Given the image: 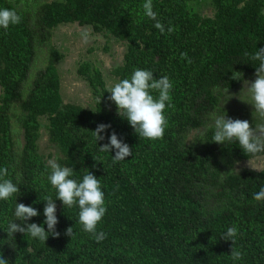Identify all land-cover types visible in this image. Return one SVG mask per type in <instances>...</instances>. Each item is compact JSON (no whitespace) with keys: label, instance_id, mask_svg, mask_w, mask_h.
Returning <instances> with one entry per match:
<instances>
[{"label":"trees","instance_id":"trees-1","mask_svg":"<svg viewBox=\"0 0 264 264\" xmlns=\"http://www.w3.org/2000/svg\"><path fill=\"white\" fill-rule=\"evenodd\" d=\"M37 1L0 0V8L22 17L0 28V168L7 167V178L20 188L0 201V253L9 264H264V201L253 199L264 187V172L237 174L233 169L249 161L238 142L212 141L214 116L238 118L222 106L223 92L237 86L232 71L255 74L258 62L251 56L264 47V0H152L164 33L144 15V0ZM199 1H210L212 16L190 9ZM68 24L125 44L122 65L111 71L117 80L135 68L169 77L173 106L165 110L162 139L139 138L109 108L103 74L89 61L76 67V75L90 88L94 108L64 103L57 70L64 55L52 38ZM39 50L43 63L33 73ZM41 120L61 154L58 163L72 168L74 179L88 170L101 181L107 208L97 226L106 233L101 242L83 231L78 207L64 208L58 199V237L44 243L21 233L7 236L16 202L36 208L39 215L28 223L43 225V199L56 198L38 151ZM99 124L111 127L96 141L92 131ZM113 131L132 150L115 163V149L99 150ZM233 225L234 247L243 253L238 261L230 256L232 241L221 239Z\"/></svg>","mask_w":264,"mask_h":264},{"label":"clouds","instance_id":"clouds-1","mask_svg":"<svg viewBox=\"0 0 264 264\" xmlns=\"http://www.w3.org/2000/svg\"><path fill=\"white\" fill-rule=\"evenodd\" d=\"M142 8L144 15L156 21L155 27L164 33V26L157 20V13L153 11L152 0H144ZM21 20V15L15 9L0 8V28L7 30L10 26L19 24ZM167 31L171 33L174 28L170 26ZM81 39L85 44L89 42L90 35L87 29L81 32ZM181 58L187 59V53H182ZM251 59L258 62L255 66V79L251 81L244 79L241 72L234 70L232 71V79L243 81L241 91L235 95L240 101L252 106L255 126L253 127L248 120L228 117L225 112L224 115L213 117L212 141L217 144H224L226 141L238 142L243 153L249 158L250 168L264 172V167H257L253 164L254 158H259L261 154H264V47L257 48ZM188 62L191 63V60L189 59ZM172 89L173 83L168 76L156 78L151 70L140 68L133 69L127 78L106 82V92L110 94L108 100L115 104L117 114L127 120L139 138L148 140H159L164 136L168 126L165 110L173 106L170 95ZM225 94L230 97L229 99L234 95L229 93L228 89L225 90ZM110 127L111 125L108 124H99L92 131L96 141L103 140L105 137L100 133L105 132ZM112 149L116 150L113 156L114 163L132 154L129 145L120 140L114 131L109 137V143L99 147L101 152L110 153ZM58 160L59 157L53 156L47 161V166L50 169L47 179L56 192L55 199L51 196H46L43 199L45 202L43 225L47 226V230L43 225L28 223L31 218L39 215L36 208L16 202L14 208L16 219L7 223V236L21 233L44 243L49 235L58 237L59 232L56 231L58 224L57 205L55 203V200L58 199L64 208L78 207V222L83 231L90 233L97 242H101L106 239V233L98 231L97 226L105 216L107 208L100 179L88 170L85 171L82 179H74V170L70 167L61 166ZM233 171L238 174V169H233ZM8 176V168H0V201H7L14 194L20 192L19 184L7 178ZM253 199L264 201V187L253 194ZM72 234L73 227H68L65 235L71 237ZM237 234L238 229L233 225L227 228L221 236V239L232 241L233 247L230 256L233 261L243 258V253L234 247ZM27 251L31 253L32 249L29 247ZM0 264H9V260L4 258L2 253H0Z\"/></svg>","mask_w":264,"mask_h":264},{"label":"rangeland","instance_id":"rangeland-1","mask_svg":"<svg viewBox=\"0 0 264 264\" xmlns=\"http://www.w3.org/2000/svg\"><path fill=\"white\" fill-rule=\"evenodd\" d=\"M52 0H38L37 3ZM61 1V0H56ZM23 8V4L19 5ZM190 9L202 16H212L213 8L210 1H199L190 3ZM264 13V10H263ZM87 29L90 39L85 44L81 39V32ZM53 45L57 50L64 55V58L57 64V70L60 77V93L64 103H73L87 109L94 108V100L90 88L76 75V67L82 61L91 62L96 68H99L103 74L105 83L109 80H117L111 75V71L123 63V56L126 52L125 44L115 42L113 39H106L104 34H93L90 27H79L77 24L61 25L54 30ZM106 48V50H105ZM43 53L37 51V58L32 68L34 70L43 63ZM244 79L249 81L255 79V74H245ZM243 87V81L237 80V86L228 90L234 94L231 99L225 94H222L224 100L223 107L229 112L236 113L239 119L248 120L254 127L252 117L253 108L251 105L240 101L237 95ZM242 97V94H241ZM229 99V100H228ZM109 108L117 113V108L114 103L109 102ZM42 127L40 130V139L38 140V151L47 162L53 156L60 157L61 154L57 148L48 141L47 131L45 129V120H41ZM254 166L264 167V157L253 159ZM235 169L238 172L242 169H250L249 162L238 164ZM256 171V170H253Z\"/></svg>","mask_w":264,"mask_h":264}]
</instances>
